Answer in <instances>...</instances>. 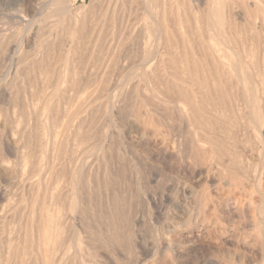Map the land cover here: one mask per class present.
I'll use <instances>...</instances> for the list:
<instances>
[{
  "label": "rangeland",
  "instance_id": "374dc122",
  "mask_svg": "<svg viewBox=\"0 0 264 264\" xmlns=\"http://www.w3.org/2000/svg\"><path fill=\"white\" fill-rule=\"evenodd\" d=\"M50 1L34 0L36 5L46 3L47 7L39 15L38 11L28 12L36 18L34 27L25 31L18 18L21 1L0 0V41L3 39L0 43V131L15 132L16 158L10 159H16L25 173L23 184L6 179L5 170H0V264H171L172 261L173 264H264V190L260 188V193L249 194L252 189L244 188L245 179L229 184L217 176L215 168L202 167L207 182L190 179L185 167L193 164L186 150L187 133L192 128L174 116L168 118L166 110L175 105L170 102V93L147 87L141 78L143 71L153 72L157 58L148 61L144 68L137 66L131 75H124L143 56L149 57L153 43L151 20L139 3L141 0L131 4L120 0L116 8L120 15L115 16L114 26L110 25L109 14L102 16L97 28L93 22L87 26L91 38L102 27L99 34L106 37V47L99 57L101 64L94 65L87 61L89 48L81 50L82 60L77 66L86 68L90 76L83 82L78 73L72 82L61 84L64 100L59 102V122L69 117L75 122L74 113L89 89L96 87L100 96L87 119L88 137H69L59 154L52 158L44 102L50 87L46 85V71L30 68L36 60L34 54L40 50L44 55L47 51L42 64L53 63L59 73L65 66L63 55L71 37L70 23L85 14L97 19L99 6L94 4L83 9L80 6L89 0H68L56 8ZM183 2L189 7V0ZM201 9L198 15L203 17L206 8L201 6ZM212 12L215 19H224L222 11ZM164 25L168 27L166 21ZM167 30L171 46H166L170 54L165 58L173 61L174 32ZM179 32L183 34L182 27ZM120 37L124 45L116 53L115 68L103 74L102 66ZM126 37L129 39L125 40ZM155 74L160 76L164 72ZM228 77L229 100L239 98L236 88L232 87L231 72ZM106 92L111 93L118 106H126L122 116H131L133 104L139 99H152L151 103H145V108L159 123L157 132L150 127L149 133L153 136L150 135L146 149L139 148L137 139L131 140L119 126L117 107L112 108ZM178 105L186 111L182 103ZM225 114L234 116V122L227 124L231 130L227 132V140L230 137L233 144L242 143L241 136L231 139L232 134L239 132L238 113L224 108ZM59 129H55L57 139ZM193 137H197L196 132ZM104 138L103 151H97V144ZM154 142L158 146L166 142L168 150L164 157L155 154ZM197 145L206 147L201 142ZM169 151L171 157H168ZM246 160L251 161L248 156ZM193 166L200 170L199 166ZM105 191L114 197L115 205L110 212L102 200ZM204 191L210 199L203 197ZM219 197L230 199L222 202ZM218 202H222L220 207ZM235 202L242 209L237 210ZM203 222L209 225L206 229L202 227ZM40 232L43 241L38 244ZM157 242L163 244L158 248Z\"/></svg>",
  "mask_w": 264,
  "mask_h": 264
},
{
  "label": "bare ground",
  "instance_id": "6f19581e",
  "mask_svg": "<svg viewBox=\"0 0 264 264\" xmlns=\"http://www.w3.org/2000/svg\"><path fill=\"white\" fill-rule=\"evenodd\" d=\"M20 1L21 15L18 18L20 19L21 28L28 31L34 27V18H36L35 16L28 15V12L38 11L39 15V11L44 10L47 4L41 3L36 5L34 0ZM62 1L68 0H51L48 3L54 4L56 8H59L58 4ZM119 1L89 0L88 4L80 6V8L84 9L85 7L89 8L97 4L99 6V16L94 20L93 16L85 14L84 16H77L70 23L71 37L68 48L63 55L65 66L59 73L53 63L42 64V60L48 54L47 51H45L44 55L40 50L37 53L34 52V57L36 56L34 59L37 62L36 60L33 61L30 68H36L38 72L46 71V85L50 87V91L46 93L44 99L47 106L45 128L49 136L51 150L53 151V159L55 158L54 154H57L58 151L60 152V149L64 147L69 137L85 139L89 135V126L87 125L86 127L87 119L95 110L97 106L96 101H98L100 93L96 87L91 91L89 89L90 92L88 91L87 97L81 100L77 112L74 113V116L76 115L77 117L75 122H72L69 117L61 123L58 117L60 99L61 101L64 100L61 84L64 81L72 82L74 75L78 73L82 76L83 82L90 76V74H87L86 68L77 66L78 61L82 60V49L89 48L90 50L88 62L91 61L93 65L95 63L101 64L99 57L104 52L107 39L105 36L102 37L99 34L102 31L101 26L99 33L91 38L87 26L93 22L94 27L97 28L102 16L107 14H109V19L112 21L110 25L114 26L116 22L114 20L115 16L120 15V12L116 9ZM127 1L131 4L134 0ZM139 3H142L144 13L151 20L150 33L153 36V43L151 44L149 57L143 56L141 62L137 63L138 65L132 64L125 71L124 75L126 77L131 75L137 66L144 68L148 61L157 58L156 65L152 69L154 73L143 71L141 78L147 83V87L153 89L161 88L170 93V102L175 105L170 111L166 110L168 118L174 116L184 125L187 124L192 128V131L189 130L187 133L188 142L186 145L187 156L193 162V164L191 163L185 167L189 178H195L198 182H207L208 178L203 176L202 171L204 170L202 167L206 170L215 168L217 176L220 179H224L227 183L232 184L238 179H245L244 188L252 189V191L248 192L249 194H252L254 191L260 193V188L264 190V0H189L188 5L190 8L186 7L183 0H141ZM201 6L206 8L203 17H200V14L198 15L202 10ZM214 9L222 11L224 19H215L212 12ZM216 20L220 21V24ZM164 21L168 25L166 28L164 27ZM179 25L183 28V34L179 32L181 28H178ZM167 29H172V33L174 32L172 47L174 48L175 58L173 61L165 58L166 54H170L166 46L168 48L171 46V43H168L170 42V32ZM127 39L129 37H126L125 40ZM2 41L3 39L0 43ZM123 45L124 43L121 42L120 37L112 48L109 60L102 66L103 74L113 72L118 60L116 53L119 48L122 50ZM160 71H163L164 74L157 76L155 73ZM229 71L233 76L232 87L236 88L237 94L240 95L239 98L237 96V98H231L230 100L228 96L229 88L227 87L230 80L228 77ZM106 96L111 101L112 108L117 107L116 114H118L117 118L119 119V126L123 128L122 130L129 135L131 140H138H136V143H138L139 148L146 149L151 140L150 135H152L149 133V129L153 128V132H157V125L159 123L158 119L149 112L150 110L148 111L145 108V103L148 101V103H151L152 99H139L133 104L134 109L133 111L131 109V116H127V114H123L124 116H122L121 114L126 110V106H118L116 99H112L111 93L106 92ZM152 96L156 97L154 94ZM125 99L126 95H123V100ZM120 101L122 102V99H119ZM178 103H182L186 107V111ZM156 107L158 108L159 106L156 105ZM224 108H229L231 112L236 110L238 113L240 120L239 132L232 134L231 139L234 138L235 140L236 137L241 136L240 142H243L240 144H238L239 142L233 144V141L229 140L230 137L227 140V132L231 131L227 124L234 122V116L233 114L223 115ZM110 117L109 120L112 124V115ZM56 127H60L58 130L59 139H57ZM232 131L234 132L233 129ZM193 132H196L197 137H193ZM14 133L12 130L11 133L5 131V129L0 131V170H5L6 179L15 183H23L25 178L23 169L18 166L16 159H10L11 156L16 158L17 152ZM105 139H101L97 144V151H103ZM197 142L206 144V147H199ZM165 143L162 146H158L157 142H154V147H156L155 154L157 156L164 157L166 150H168ZM171 151L173 150L171 149ZM171 151H169L168 157L172 156ZM247 156L251 161H245ZM193 165L199 166L200 170L197 171ZM82 171L83 169L80 168L79 175L82 174ZM197 176L199 177L196 179ZM77 196L80 198V194L77 193ZM203 197L210 199L205 191ZM219 199L222 202H227L230 198L219 197ZM102 200L105 203L107 211L110 212L111 207L113 208L115 205L114 197H110L107 191H105ZM222 202H218L219 207ZM233 205L237 210L242 209V205H238L236 202ZM207 226H209L208 223L203 222L202 227L206 229ZM38 239V244H40L43 241V234L41 232L38 235ZM157 243L158 248L163 244Z\"/></svg>",
  "mask_w": 264,
  "mask_h": 264
}]
</instances>
